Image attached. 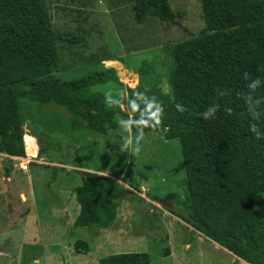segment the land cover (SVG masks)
<instances>
[{
    "label": "trees",
    "instance_id": "obj_1",
    "mask_svg": "<svg viewBox=\"0 0 264 264\" xmlns=\"http://www.w3.org/2000/svg\"><path fill=\"white\" fill-rule=\"evenodd\" d=\"M199 1L204 26L170 48L173 67L167 94L155 80L142 77L135 88H127L113 68L104 66L111 59L102 60L103 74L61 81L56 78V44L74 45L81 39L56 31L48 0H0V155L26 158L24 137L28 135L37 156L35 136L27 130L29 111L41 114L50 105L65 110L70 119L59 131L77 134L74 149L79 150L72 171L81 185L67 188L80 209L75 228L109 230L117 220L120 201L133 193L119 183L121 178L127 182L129 170L123 166L119 174L109 177L105 171L87 168L77 145L90 133L106 137L117 130V117H128L124 107L131 113L132 133L180 141L186 214L173 215L234 256L235 264H264V140L249 131L251 121L243 101L245 73L249 80L264 79V71H257L264 68V0ZM133 2L138 24L145 18L175 24L171 0ZM108 83L123 86L126 96L108 101L94 93L96 86ZM257 94L264 95V88ZM177 103L185 106L183 113L176 111ZM213 104L218 105L216 118L203 120L199 113ZM155 107L162 109L160 123L139 126L140 120L151 123ZM256 123L264 131V121ZM43 153L46 150L40 148L39 155ZM173 199V195L166 198ZM75 250L87 253L90 246L78 241ZM100 264L152 262L149 255L134 253L110 255Z\"/></svg>",
    "mask_w": 264,
    "mask_h": 264
},
{
    "label": "rangeland",
    "instance_id": "obj_2",
    "mask_svg": "<svg viewBox=\"0 0 264 264\" xmlns=\"http://www.w3.org/2000/svg\"><path fill=\"white\" fill-rule=\"evenodd\" d=\"M170 4L175 24L154 18L138 24L133 0H48L56 31L81 39L74 45L56 44V78L70 82L103 74L102 60L111 59L104 66L113 68L127 88H135L142 77L155 80L168 94L173 67L170 48L204 26L199 0H171ZM93 91L108 101L126 96V89L113 83ZM42 109L41 114L27 113V130L35 136L37 156L28 135L24 137L26 158L0 155V264H100L110 255L134 253L149 255L152 264L236 263L234 256L173 215L186 214L180 141L132 133L131 113L124 107L128 117H117V130L106 137L90 133L87 140L83 135L77 147L81 146L85 167L105 171L109 177L125 166L127 182L121 178L119 183L133 193L120 201L113 228H75L80 209L67 188L81 185L72 171L79 151L74 149L77 134L60 133L70 119L65 110L54 105ZM40 148L46 153L39 155ZM170 195L174 199L166 200ZM78 241L87 242L89 252L78 254Z\"/></svg>",
    "mask_w": 264,
    "mask_h": 264
},
{
    "label": "clouds",
    "instance_id": "obj_3",
    "mask_svg": "<svg viewBox=\"0 0 264 264\" xmlns=\"http://www.w3.org/2000/svg\"><path fill=\"white\" fill-rule=\"evenodd\" d=\"M257 71H264V68H258ZM245 79L248 80L246 84L247 92L244 94L243 101L247 107V112L250 117L249 131L253 134L254 138L257 140H264V131H262L256 122L264 121V95H258L257 89L264 88V79L261 77H256L253 79L248 78V74L245 73ZM152 105H149V108L152 109ZM133 111L136 110V106L132 105ZM176 111L183 113L185 111V106L183 104H175ZM218 110V105H211L205 108L204 111L199 113V116L205 120H213L216 118V113ZM230 111V109H225ZM151 123L140 120L138 122L139 126H154L158 125L162 116V109L155 107L151 111ZM138 130H141L138 128ZM137 149L133 148L135 152Z\"/></svg>",
    "mask_w": 264,
    "mask_h": 264
},
{
    "label": "crops",
    "instance_id": "obj_4",
    "mask_svg": "<svg viewBox=\"0 0 264 264\" xmlns=\"http://www.w3.org/2000/svg\"><path fill=\"white\" fill-rule=\"evenodd\" d=\"M104 64L107 63V62H103ZM16 159V158H15Z\"/></svg>",
    "mask_w": 264,
    "mask_h": 264
}]
</instances>
